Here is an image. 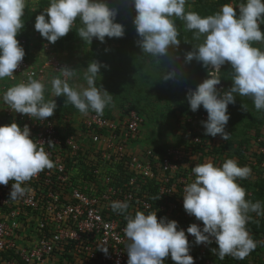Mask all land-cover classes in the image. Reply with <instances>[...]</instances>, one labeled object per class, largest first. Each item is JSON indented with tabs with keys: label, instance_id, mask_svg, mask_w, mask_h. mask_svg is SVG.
<instances>
[{
	"label": "clouds",
	"instance_id": "1",
	"mask_svg": "<svg viewBox=\"0 0 264 264\" xmlns=\"http://www.w3.org/2000/svg\"><path fill=\"white\" fill-rule=\"evenodd\" d=\"M36 0H0V81L14 79L16 70L25 56L23 47L16 39L23 29L22 17L29 3ZM135 10L133 23L139 39L136 41L142 53L154 57L165 56L169 49L181 43L175 19L184 22L186 31L193 39L201 41L192 45V51L184 55V63L195 59L202 66L211 67L207 78L195 90H189L187 100L190 110L201 106L207 112L202 122L205 134L219 135L228 141L230 134L225 127L230 119L228 105L235 104V97L247 96L253 100L257 111H264V50L254 46L264 44V0H243L238 5L226 3L212 15L201 16L195 11H186L187 0H130ZM238 8V14L235 9ZM117 10L110 8L105 0H50L49 6L35 17L34 29L49 43H55L68 34L77 19L81 26L78 36L90 44L93 38L100 42L108 38L124 36V27L116 23ZM47 17V19H46ZM178 58V57H177ZM231 65L232 86L221 92V66ZM104 65L92 61L84 70V84L73 86L69 81L77 73L68 67L60 70V76L51 79V95L62 94L83 116L94 112L104 115L106 107L113 106V95L96 84L100 68ZM29 74L26 82L12 85L3 92V103L13 112L27 115L30 119L44 121L52 117L57 107L55 100H46V84ZM164 80L173 79L175 72L162 74ZM51 144V143H49ZM55 167L54 161L43 147L30 138L28 125L19 127L16 122L0 125V185H8L9 200L20 201L32 193L25 182L40 172ZM195 179L183 189L185 212L202 221L203 227L193 223L187 233L194 237L195 245L210 244L214 238L218 248L212 249L218 259L225 256L243 260L257 248V242L247 230L250 214L264 216V205L260 201L246 199V190L236 181L251 176V168L239 166L235 159H226L221 166L211 161L192 168ZM114 212L126 214L127 201H113ZM124 233L127 244V264H164L170 255L175 264H195L189 254L191 244L183 229L178 230L175 220L157 218L156 211L145 214L136 211L134 216L125 215ZM99 250L108 255V247Z\"/></svg>",
	"mask_w": 264,
	"mask_h": 264
},
{
	"label": "built area",
	"instance_id": "2",
	"mask_svg": "<svg viewBox=\"0 0 264 264\" xmlns=\"http://www.w3.org/2000/svg\"><path fill=\"white\" fill-rule=\"evenodd\" d=\"M38 36L42 56L37 61L23 58L14 70L15 78L0 81V97L12 85L26 82L29 74L43 80L50 73L60 76L59 69L67 67L52 43ZM206 120L205 111L189 113L179 118L178 144L141 145L144 116L134 110L102 117L94 112L67 114L41 121L13 112L0 99V125H28L30 138L55 164L25 182L32 193L20 201L9 200L12 181L0 185V264H127L125 215L134 216L136 211H156L158 219L177 221L191 244L189 254L195 264H264V216L250 214L246 227L257 248L243 260L231 256L220 260L212 252L218 248L214 238L210 244L195 245L187 233L193 223L203 227L202 221L185 212L183 189L195 179L192 168L206 162L200 159L207 150L201 127ZM254 143L246 160L238 162L249 166L252 174L236 181L252 202L260 201L252 197L264 181V141L259 137ZM225 160L223 156L213 163L221 166ZM113 201H127V213L114 212ZM100 245L108 247L107 256ZM164 264L175 262L169 255Z\"/></svg>",
	"mask_w": 264,
	"mask_h": 264
},
{
	"label": "rangeland",
	"instance_id": "3",
	"mask_svg": "<svg viewBox=\"0 0 264 264\" xmlns=\"http://www.w3.org/2000/svg\"><path fill=\"white\" fill-rule=\"evenodd\" d=\"M47 1L36 0L35 4L30 2L26 8L31 11L38 8L45 10L49 6ZM214 1L187 0L185 8L186 11H195L201 15L204 10L209 11L208 6H212ZM105 3L108 7L117 10L114 22L123 25L125 32L123 37H105L104 42L93 38L88 44L75 33L66 39L59 38L56 42L58 47L52 50L67 63L68 68L76 71V77L69 81L73 86L85 83L83 74L90 62L96 61L104 65L100 68V77L97 78L96 84L113 95L114 101V105L106 107L104 113L116 116L128 110L140 112L144 116L139 139L141 145L167 147L178 144L179 118L188 113H194L190 110L186 98L187 93L189 90H195L198 84L207 78L211 70L210 66H202L195 59L185 64V53L193 50L186 43H180L178 48L169 49L167 55L157 57L160 63L154 57L142 53L141 50L133 49V45L138 46L136 41L139 37L133 23L136 13L133 11L130 0H105ZM116 3L119 5L116 6ZM230 3L239 4L236 0ZM175 20L183 26V21ZM78 24L81 26L80 21ZM33 32L26 47L24 46L26 39L20 36L22 30L18 32L16 39L24 51L28 52L27 57L36 60L42 56L38 49L41 46L38 40L40 34L37 31ZM21 38L25 40V43L21 42ZM202 40L203 38L201 41H194V45L201 43ZM254 46L264 50V44L257 43ZM220 70L221 83L217 85V88L223 92L232 86L231 65L226 62ZM171 71L175 72V77L164 80L162 74ZM55 76L58 75L50 73L43 79L46 84V100L53 98L57 105L55 115L59 113L81 114L66 101L63 94L59 97H52L50 81ZM201 109H204L203 106L195 112ZM227 110L230 119L225 131L230 134L229 140L225 141L219 135L208 136L203 130V145L207 150L203 152L200 159L216 163L224 156L225 159L244 161L246 160L245 154L248 155L255 140L260 137L264 141V111H257L250 97H235V104H229ZM209 158L212 159L208 160Z\"/></svg>",
	"mask_w": 264,
	"mask_h": 264
},
{
	"label": "trees",
	"instance_id": "4",
	"mask_svg": "<svg viewBox=\"0 0 264 264\" xmlns=\"http://www.w3.org/2000/svg\"><path fill=\"white\" fill-rule=\"evenodd\" d=\"M198 1H201V0H198ZM231 1L232 0H215L212 6H208L209 11L207 9L204 10L202 12L201 16L203 17V16L214 14L217 11H219V9L221 8L222 5H224L226 3H230ZM49 2H50V0L47 1L48 5H49ZM241 2H243V0H236V3H241ZM118 5L119 4L116 3V6H118ZM235 10L237 11V14H238V9H235ZM42 11L43 10H41L39 8L34 10V11H31V9H29V8L25 9L24 16L22 17V20L24 22V27H23L22 33L20 35L22 38H25L26 41H27L24 44L25 47L28 45V40H30V38H32V36H30V35H32V32L35 30L34 29L35 17L37 15H39ZM133 11L135 12L134 8H133ZM196 11H197V8H196ZM46 19H47V17H46ZM78 21H79V19H77V21L75 22V24L73 26V29L70 30L67 35H65L64 37H61V39H66L67 37H71L75 33H77V29L80 27L79 24H78ZM175 24L177 26L178 31L180 32V36L178 38L181 40V43H186L189 46V48L192 49V45H194V41H197V40L193 39L192 32L191 31H186L185 28H184V24H183V26H181L176 20H175ZM260 30H261L262 33H264V24L260 25ZM34 32H36V31H34ZM56 42L54 43V46H52L53 49L58 47V44ZM58 42H60V41H58ZM59 45H60V43H59ZM135 48H136L137 51L141 50V48L139 46L133 45V49H135ZM27 53L28 52L26 51L24 58L28 59V60H32L33 59L32 57H27V55H28ZM36 61H37V59H36ZM200 111H205L206 112L205 109H201L198 112H200ZM67 114L68 113H59V114L55 115V112H54L53 116H61V115H67ZM104 115L111 116L110 114H106V113H104ZM201 127H202V130H204L202 124H201ZM200 149H202V148H200ZM215 151H217V150H215ZM259 189H260L259 191H255L254 192V196L252 197V199L253 200L260 199V202L264 203V181H262L259 184ZM261 227H262V229H264V225H261ZM229 262L230 261H228V263Z\"/></svg>",
	"mask_w": 264,
	"mask_h": 264
}]
</instances>
